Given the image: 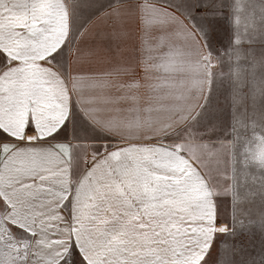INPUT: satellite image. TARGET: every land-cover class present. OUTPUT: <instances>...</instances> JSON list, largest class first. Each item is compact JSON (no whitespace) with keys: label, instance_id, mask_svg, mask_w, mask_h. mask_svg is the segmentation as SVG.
I'll use <instances>...</instances> for the list:
<instances>
[{"label":"snow or ice","instance_id":"obj_1","mask_svg":"<svg viewBox=\"0 0 264 264\" xmlns=\"http://www.w3.org/2000/svg\"><path fill=\"white\" fill-rule=\"evenodd\" d=\"M56 2L0 0V192L14 199L5 207L18 208L34 223L41 217L58 221L49 227L69 221L71 240L41 254L45 230L38 234L17 224L27 237L0 233V264H168V249L187 246L181 227L191 235L198 222V205L183 197L184 171H157L162 153L183 154L184 145L131 143L111 134L122 109L105 105L130 99L139 77L116 86L112 68L73 71L65 62L67 36L49 51L46 9ZM189 3L182 6L189 19L209 7ZM29 65L38 67L29 71ZM78 76L89 79L77 82ZM114 86L125 92L112 97ZM236 123L233 113V131ZM221 210L217 202V226L224 223ZM213 247L201 264H214Z\"/></svg>","mask_w":264,"mask_h":264},{"label":"crops","instance_id":"obj_2","mask_svg":"<svg viewBox=\"0 0 264 264\" xmlns=\"http://www.w3.org/2000/svg\"><path fill=\"white\" fill-rule=\"evenodd\" d=\"M83 4L89 6L77 11V6ZM46 11L52 22L48 50L67 36L65 62L73 71L112 68L110 79L116 86L139 77L138 84L127 93L130 99L105 105L122 109L113 119L114 137L131 143L184 145L183 154L173 151L169 157L162 153L157 171H184L183 197L198 205L194 217L198 222L191 235L181 227V239L186 237L187 246L182 245L176 251L168 249L166 259L168 264H201L208 245L214 244L213 234L230 232L216 229L217 202L222 208L221 220L232 227V200L226 193L236 184V166L234 139L229 135L230 118L221 125L220 118L205 116L213 70L209 47L200 28L193 18L189 19L179 7L165 0H57ZM89 52L91 55L82 56ZM36 67L28 66L29 71ZM142 68L146 69L144 74ZM88 79L76 77L77 82ZM124 92L125 89L115 86L109 90L112 97ZM129 105H134L131 112ZM220 189L227 191L223 193L228 195L226 201L220 197ZM10 195L7 191L0 192L4 196L0 200V233L19 241L27 233L17 230V224L38 234L44 229L41 254L56 251L58 243L67 247L65 242L71 240L69 221L65 220L63 226L49 227L58 221L41 217L34 223L18 208L5 207L14 203Z\"/></svg>","mask_w":264,"mask_h":264},{"label":"rangeland","instance_id":"obj_3","mask_svg":"<svg viewBox=\"0 0 264 264\" xmlns=\"http://www.w3.org/2000/svg\"><path fill=\"white\" fill-rule=\"evenodd\" d=\"M165 1L182 10L184 0ZM194 3L209 5L192 17L213 70L205 116L220 118L221 125L230 118L235 147L236 184L229 192L220 189L222 200L226 194L232 200V227L216 226L230 232L214 241V264H264V0H191L189 8Z\"/></svg>","mask_w":264,"mask_h":264},{"label":"bare ground","instance_id":"obj_4","mask_svg":"<svg viewBox=\"0 0 264 264\" xmlns=\"http://www.w3.org/2000/svg\"><path fill=\"white\" fill-rule=\"evenodd\" d=\"M224 226H225V225H224ZM224 226H223V227H224Z\"/></svg>","mask_w":264,"mask_h":264}]
</instances>
